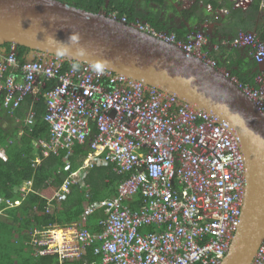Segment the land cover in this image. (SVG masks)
Listing matches in <instances>:
<instances>
[{
	"label": "built area",
	"instance_id": "2783aa9c",
	"mask_svg": "<svg viewBox=\"0 0 264 264\" xmlns=\"http://www.w3.org/2000/svg\"><path fill=\"white\" fill-rule=\"evenodd\" d=\"M231 1L235 8L252 3ZM198 6L214 15L227 12L204 0ZM259 7L264 11V0ZM106 16L218 69L264 114V41L254 30L240 31L229 43L247 47L259 68L254 84H242L205 50L208 22L177 40L145 21ZM43 90L49 133L37 140L40 154L33 165L60 150L66 151L68 163L72 148L89 139L87 155L63 178L52 199L65 200L75 186L88 195L87 177L96 167H111L126 177L114 196L86 205V214L103 209L99 231H90L84 216L65 226L36 227L28 240L36 255L55 256L58 264H65L81 260L90 249L96 256L90 264L221 263L239 224L245 193V157L227 120L174 93L89 62L32 50L19 64L11 43L0 54V107L12 115L29 97L24 120L33 124L32 107ZM15 190L24 198L33 191V181L24 180ZM137 199L140 206L134 208ZM0 203L14 207L20 201L0 197ZM249 264H264V236Z\"/></svg>",
	"mask_w": 264,
	"mask_h": 264
},
{
	"label": "trees",
	"instance_id": "16d2710c",
	"mask_svg": "<svg viewBox=\"0 0 264 264\" xmlns=\"http://www.w3.org/2000/svg\"><path fill=\"white\" fill-rule=\"evenodd\" d=\"M70 5L86 9L93 13H115L117 17L125 16L127 22L136 19L149 23L156 31L174 34L177 40H184L190 30H196L210 20V14L197 5L198 0H180L179 3L189 1V6L178 9L168 0H60ZM206 1V0H205ZM213 7L222 6L228 9L225 16L218 15L220 23L213 25L212 33L208 34L209 41H216L219 30L223 27L226 32L221 33L225 44H219L218 52L210 49V58L216 61L218 67L224 66L231 76L242 84H254V78L259 73L257 63L250 57L247 47H231L229 43L237 34L254 30L264 41V11L260 10L259 0H252L248 7L234 8L229 0H222L220 5L216 0L211 1ZM159 15L162 17L160 18ZM168 15H171L168 17ZM179 16L182 21L174 23ZM188 23V25H186ZM231 31H229L228 29ZM228 30V32H227ZM217 34V35H216ZM220 42V41H219ZM11 43L0 41V54L9 51ZM206 47V48H205ZM204 48L208 50V46ZM238 48V49H237ZM32 52L27 46L16 45V58L19 64L25 62L27 55ZM242 53V56L241 54ZM225 55H228L225 57ZM234 55L238 56L234 60ZM231 56V57H230ZM251 58V59H249ZM35 102L33 124L25 122L26 112L30 107L28 97L21 106L10 115L0 107V149L6 155L0 156V197L20 199L21 192L15 190L24 180L33 181V191L24 196L16 207H5L0 203V264H58L55 256H39L28 244L30 232L36 227L48 224L67 225L82 220L84 225L92 230L99 231L97 218L103 217V209L97 208L86 214L87 204L101 201L116 194L117 184L126 177L117 174L111 167H96L91 169L87 183L89 193L78 186L72 187L65 200L57 202L52 199L63 178L78 168L81 160L87 155L89 139L83 145L76 144L72 153L65 162L66 151L61 150L59 155H50L37 166L33 160L40 154V147L36 142L46 138L49 133V124L44 120L46 112L43 92ZM94 128L92 133H94ZM59 170V173L57 172ZM50 199H52L50 201ZM140 206L138 199L131 204ZM2 211V213H1ZM96 258L89 249L86 255L72 264H90ZM66 264V263H65ZM199 264V263H196Z\"/></svg>",
	"mask_w": 264,
	"mask_h": 264
},
{
	"label": "water",
	"instance_id": "95a60500",
	"mask_svg": "<svg viewBox=\"0 0 264 264\" xmlns=\"http://www.w3.org/2000/svg\"><path fill=\"white\" fill-rule=\"evenodd\" d=\"M0 41L125 74L227 120L245 157V193L220 264L250 263L264 236V114L230 78L171 43L60 0H0Z\"/></svg>",
	"mask_w": 264,
	"mask_h": 264
},
{
	"label": "crops",
	"instance_id": "0c3cea01",
	"mask_svg": "<svg viewBox=\"0 0 264 264\" xmlns=\"http://www.w3.org/2000/svg\"><path fill=\"white\" fill-rule=\"evenodd\" d=\"M169 2H171L175 7H177L178 9H179V7L180 6H182L183 4H186V7L185 8H187L188 6H189V1H185V2H182V3H179V1L180 0H168ZM205 1V0H204ZM210 1H213V0H206L205 2H210ZM221 2L220 3H218V1H216L217 2V4L218 5H220L221 3H222V0H220ZM231 3H232V1L231 0H229ZM198 2H199V0L197 1V5H198ZM232 5H233V3H232ZM218 7H221V8H225V7H222V6H217V7H215V8H218ZM235 8V7H234ZM184 9V8H183ZM226 10H227V12L226 13H221V14H216V15H214V14H212L211 12H208L209 14H210V20H207V22H208V31H207V34L206 35H208V34H211L212 33V28L214 27L213 25H216V27L220 24V23H218V21L216 20V18H217V16L218 15H221V16H225V15H227L228 14V9L227 8H225ZM207 12V11H206ZM169 16H171V15H168V17ZM159 17L160 18H162L160 15H159ZM216 17V18H215ZM180 21H182V18L181 17H179V16H177L176 18H175V20H174V23H179ZM216 23V24H215ZM186 25H188V23H186ZM203 26V25H202ZM201 26V27H202ZM224 27V26H223ZM223 27H220L219 26V28H221L220 30H219V33H218V35H217V38L215 39L216 41H213V42H211V41H209V39H208V41H209V43H207L205 46H208V52H209V55H210V49H213V51H215V52H218V47H219V44H225V41L224 40H222L221 39V33H223V32H226V30L223 28ZM226 29H228V28H226ZM229 31H231L230 29H228ZM228 30H227V32H228ZM253 31V30H252ZM232 32V31H231ZM208 38V37H207ZM220 41V42H219ZM231 47L232 46H228V49L230 50L231 49ZM206 48V47H205ZM239 48V47H238ZM237 48V49H238ZM206 50V49H205ZM241 50H242V47L238 50L239 52H241ZM241 54V56H242V53H240ZM226 56H228V55H225V57ZM239 57H240V55H238ZM238 56L237 55H234V60L237 58L238 59ZM231 57V56H230ZM251 57V56H250ZM249 59H251V58H249ZM223 68H225L224 66H222ZM258 67V66H257ZM226 69V68H225ZM226 70H228V69H226ZM34 106V105H33ZM30 108V107H29ZM32 109H33V107H32ZM0 151H1V149H0ZM61 151V150H60ZM2 154H0L1 156L3 155V157L5 156L6 157V155H5V153H4V151L2 150ZM60 153V152H59ZM59 155V154H58ZM114 196V195H113ZM112 197V196H111ZM13 200H18V201H22L23 200V198H20V199H13ZM20 204V203H19ZM17 206V205H16ZM15 206V207H16ZM105 215L103 214V217H104ZM103 217H100V218H103ZM100 218H97V223H98V221H99V219ZM90 231H92V230H90Z\"/></svg>",
	"mask_w": 264,
	"mask_h": 264
},
{
	"label": "rangeland",
	"instance_id": "374dc122",
	"mask_svg": "<svg viewBox=\"0 0 264 264\" xmlns=\"http://www.w3.org/2000/svg\"><path fill=\"white\" fill-rule=\"evenodd\" d=\"M0 154H2V151H0ZM66 264H72V261H67Z\"/></svg>",
	"mask_w": 264,
	"mask_h": 264
},
{
	"label": "clouds",
	"instance_id": "9594fccd",
	"mask_svg": "<svg viewBox=\"0 0 264 264\" xmlns=\"http://www.w3.org/2000/svg\"><path fill=\"white\" fill-rule=\"evenodd\" d=\"M211 2V1H210ZM212 4V3H211ZM213 6V5H212Z\"/></svg>",
	"mask_w": 264,
	"mask_h": 264
}]
</instances>
